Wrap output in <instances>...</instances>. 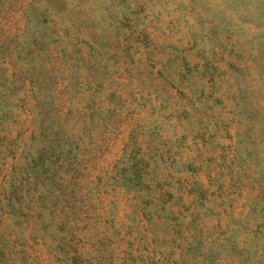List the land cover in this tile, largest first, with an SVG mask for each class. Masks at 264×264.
Here are the masks:
<instances>
[{"label": "rangeland", "instance_id": "374dc122", "mask_svg": "<svg viewBox=\"0 0 264 264\" xmlns=\"http://www.w3.org/2000/svg\"><path fill=\"white\" fill-rule=\"evenodd\" d=\"M55 1L57 6L47 7V20L38 22L31 12L44 9L46 0H0V264H88V256L93 264H131V246H146L136 241L142 236L129 200L131 184L114 176L112 166L125 167L122 150L131 146L133 119L148 113L157 121L156 134L164 142L172 140L170 119L150 111L168 110L172 99L166 90L176 93L178 88L177 66L169 57L184 54L193 81L203 73L201 60L209 58L215 67L209 71L220 72L226 84L234 82L229 87L236 89L235 100L215 104L211 116L209 103L195 99L194 116L205 107L208 117L197 115L194 124L206 133L199 139L185 136L181 154L195 157L192 163L214 176L212 168L221 157L216 153L228 160L233 147L240 148L238 114L248 112L243 121L257 130L260 117L252 108L254 96L264 93L263 73L255 65L264 56V0ZM87 46L94 51L87 54ZM63 58L71 61L67 68ZM225 58L238 62L236 71L218 65ZM244 64L252 65L251 72ZM152 87L161 89L156 93ZM143 88L151 91L145 100L139 98ZM56 141L81 159L75 176L67 177L63 210L72 209L68 224L59 227L43 210L54 209L46 203L64 188L59 179L57 186L50 184ZM261 144H249L241 160L235 159L242 163L241 171L230 165L242 182V193L228 189L232 197L226 206L240 221L238 227L232 224L240 229L237 237L244 240L246 228L258 225L257 238L248 232L247 264H264V194L250 188L246 172L248 168L255 177L261 172ZM50 149L47 158L31 162ZM178 173L171 184L183 176Z\"/></svg>", "mask_w": 264, "mask_h": 264}, {"label": "trees", "instance_id": "16d2710c", "mask_svg": "<svg viewBox=\"0 0 264 264\" xmlns=\"http://www.w3.org/2000/svg\"><path fill=\"white\" fill-rule=\"evenodd\" d=\"M50 4L57 6L55 0H46L44 9L32 10L31 18L38 22L39 20L45 22L48 13L47 7ZM73 6L75 7L76 4H73ZM33 7L31 6V9ZM28 11H30V7ZM52 22H54L53 19ZM67 30L68 28H64L63 31L66 32ZM34 32L32 31L31 34ZM31 34L30 37L33 36ZM73 40L74 38H71V42ZM188 41L189 45L193 47V40L188 39ZM73 48L78 52L81 49L78 45H74ZM87 51V54H89V51L94 50L87 46ZM263 51L264 48L260 50V52ZM184 57V54L169 57L177 66V83L174 85L178 88H175L176 93L169 89L166 90L167 96L172 99L171 102L167 101L168 110L163 112L154 110V108L150 109V111H156V116H164L170 119L168 121L174 127L171 130L173 139L164 142L162 136L156 134L158 133V127L154 126L157 125V121L148 118V113L146 114L147 119L136 117L133 119L131 127V146L127 150L126 148L122 150L126 156L125 167L116 169L115 164L112 166L114 176L123 178L131 184V197L128 194L129 200L131 207L134 208L138 216V229L141 230L142 236V238H137L136 241L146 246V249L132 248L131 246V264H149L151 262L154 264H247L250 255L246 249L247 243L248 241L251 242L250 237L252 239L258 237V225H254V228L252 226L246 228L250 233V237L246 231L241 235L244 240L237 237L240 234V229L237 228L240 226V221L236 220L237 218L226 206L230 205L228 201L232 197L228 189H232L238 195V193H242V182L239 174L231 172L230 165H236L241 171L239 167L242 163L234 162L235 159L241 160L240 153L242 151L247 152L249 144L256 146L257 143L262 142L261 145L264 147V93L260 94L258 98L256 96L253 98L252 109L260 117L257 120V130L252 129L250 123L243 121L248 112L245 111L242 117L238 114L236 130L239 134L237 142H239L241 150L237 146L233 147L231 157L228 160L223 158V154L216 153L221 157L212 169H214V176L222 175L223 179L220 182L217 180L212 182L211 179L214 176L205 173L206 170H202L204 166L192 163V158L195 157L190 155L182 157L181 143L187 135H190L192 139H199L204 137L206 133L204 126L194 124L195 121H199L195 118L197 115L208 117L205 107L203 110H196L197 115L194 116L193 104L195 99L209 103L206 106L210 109L211 116H214L215 111L212 110V107L215 104L225 105L226 101L233 103L236 89L231 90L229 87V85L234 84L232 80L226 84L227 79L225 77L220 78V72L209 71L210 68H215L209 62V58L201 60L200 65L203 73L199 74L198 79L196 81L190 80L187 76L189 68L184 63ZM260 58L262 61H258L255 65L264 77V56ZM63 59L67 68L71 61L66 58ZM237 64L238 62H234L229 58L220 59V63H218L224 71L228 70V67L236 71ZM244 66L247 73L251 72V64H244ZM103 74L104 72H101L97 76L98 79ZM217 80H220L221 83L218 87H215ZM179 85H183V87ZM70 86L74 87L73 85ZM152 89L157 93L161 88L152 87ZM237 89H239V86H237ZM144 94L150 97L151 91L143 88L139 98L145 100ZM160 107L158 105V108ZM133 112L131 114L137 115V112ZM42 136L44 135L42 134ZM53 144L54 146L56 144V149L59 148V150H56L52 157L54 165L49 170L52 174L50 184L52 187L57 186L56 181L59 179L64 188L59 189V199L54 195L52 196L54 199L48 200L46 203L49 206L54 205V209L51 210V208L43 206V210L47 214L46 219L59 227L68 224V217L72 209L63 210L67 206L66 196L69 194L67 193L69 192L67 177L75 176L81 159L77 155L61 149L58 141ZM243 147L246 148L243 149ZM51 152V149L47 154L38 152L35 157H31V162L36 161V158L45 159ZM64 157L67 158L62 164ZM169 161L178 164L170 166V164L168 165ZM54 167H57L59 172L53 170ZM226 170L230 171L228 178ZM177 171L178 174L183 173V176L175 178L174 184H171V177ZM249 171L251 170L246 168L250 188L258 187L256 194H264V165L261 166V172L256 173L258 175L256 177L254 176L255 172L250 174ZM255 184L256 186H254ZM236 189H239L238 193ZM58 202L59 204H57ZM238 217L242 218V215ZM234 222L237 227L232 225ZM143 251L146 254L141 257L139 253L143 254ZM92 257L88 256V264H93Z\"/></svg>", "mask_w": 264, "mask_h": 264}]
</instances>
